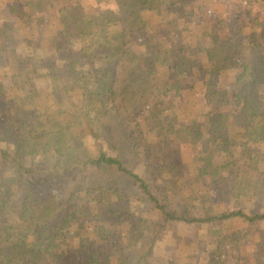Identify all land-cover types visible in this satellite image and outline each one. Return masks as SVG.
Returning <instances> with one entry per match:
<instances>
[{"label": "trees", "instance_id": "obj_1", "mask_svg": "<svg viewBox=\"0 0 264 264\" xmlns=\"http://www.w3.org/2000/svg\"><path fill=\"white\" fill-rule=\"evenodd\" d=\"M82 1L4 3L0 58L12 91L0 83V264H151L170 223L264 221L244 205L246 189L264 194V22L244 42L185 41L175 8L188 0H156L175 10L158 27L142 14L148 0ZM42 3L53 19L38 15ZM180 143L195 151L191 170L179 168Z\"/></svg>", "mask_w": 264, "mask_h": 264}, {"label": "rangeland", "instance_id": "obj_2", "mask_svg": "<svg viewBox=\"0 0 264 264\" xmlns=\"http://www.w3.org/2000/svg\"><path fill=\"white\" fill-rule=\"evenodd\" d=\"M93 1L83 0L82 2L84 5H91L94 3ZM170 1L166 0L167 3H170ZM184 1H178L177 4H181L180 6H183V8L187 7V3L185 4ZM5 2H8V0H0V16L5 14ZM188 2L189 6L185 10H181L179 7L175 8L177 12L176 21H179V27L182 30L180 31V35L185 41H191L193 36L198 37L215 33L221 37L220 40H225V42L229 38L244 42L246 37H250L253 35V32H257L254 31L253 24L257 21L259 23L264 22V0H188ZM104 6L113 7V4L112 2H108ZM175 10L173 7L170 8L168 4L167 6L163 5L159 9L156 0H148L147 7L142 14L145 19L158 27L157 25L162 22L174 20ZM37 13L38 15L43 14L46 18L50 19H53L57 15L56 10L48 8V4L46 3L41 4L40 10ZM2 20L0 19V24ZM256 28L259 29L258 26ZM206 29H210V31H205ZM150 33L156 32L151 31ZM159 33H162L161 30H159ZM203 41L205 45L210 46L209 38L205 37ZM80 45L85 49V56L90 58L91 38L85 37ZM243 52V55L246 56L245 49ZM2 64L3 59L0 58V83L3 84L6 91L11 92L10 75L7 68ZM221 66L224 68L229 67L225 61ZM36 82L40 88L45 86V82L42 80H37ZM187 93L191 92H184L186 96ZM188 96L191 100V96ZM5 108L6 100L4 97H0V112H3ZM20 117L23 116L20 115ZM156 130L155 128L152 134L149 135V143L159 141L154 135ZM178 147L180 151L179 168L191 170L195 159L194 149L190 144L180 143ZM139 151L143 155V160L152 174L155 175L160 171L156 155L152 153L149 145L141 149L139 148ZM38 160L40 159L37 158V164H39ZM33 163L35 164V162L29 161L28 165H32ZM252 195V191L249 188L246 189L244 205L248 206L251 212L264 211V194L258 197ZM152 220L159 221L158 216L153 215ZM134 225L136 224H116L114 228L128 232L132 230ZM80 232L85 234L84 239L91 238V234H88L86 230H81ZM123 232L122 234H124ZM239 233L244 236L240 240L238 238L236 240V236L240 235ZM216 240H219L223 244L221 256L218 258L219 262L217 264H264V245L262 246V243H264V221L257 223L233 221L226 225L217 226L170 223L167 225L165 231L160 234L159 239H157L154 249L148 256L149 262L151 264H214V242ZM83 242L88 244L87 240ZM74 243H77L75 246L78 245L77 239L74 240ZM122 243H124L123 238L117 239L114 242L113 250ZM102 259L106 262L105 264H114L112 257Z\"/></svg>", "mask_w": 264, "mask_h": 264}]
</instances>
